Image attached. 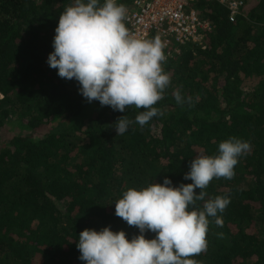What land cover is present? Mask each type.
Segmentation results:
<instances>
[{
    "label": "trees",
    "instance_id": "trees-1",
    "mask_svg": "<svg viewBox=\"0 0 264 264\" xmlns=\"http://www.w3.org/2000/svg\"><path fill=\"white\" fill-rule=\"evenodd\" d=\"M73 4L0 0V132L16 129L0 145V264H86L77 248L84 229L139 234L115 215L124 191L166 176L174 186L191 183L184 179L190 162L215 156L231 137L249 142L250 151L232 179L214 178L204 190L205 199L230 203L218 214L222 226L209 218L207 250L190 258L264 264V0H244L234 22L218 2L196 0L213 25L206 48L184 46L162 63L171 84L154 106L163 115L122 136L113 123L143 109L89 103L75 79L47 63L60 14ZM176 91L192 105H178Z\"/></svg>",
    "mask_w": 264,
    "mask_h": 264
},
{
    "label": "clouds",
    "instance_id": "clouds-1",
    "mask_svg": "<svg viewBox=\"0 0 264 264\" xmlns=\"http://www.w3.org/2000/svg\"><path fill=\"white\" fill-rule=\"evenodd\" d=\"M126 14L118 0H74L60 14L54 50L47 58L61 78L79 83L78 91L89 103L99 101L119 112L143 109L134 120L123 115L113 123L120 136L134 124L143 127L163 115L154 105L171 84L162 67L165 44L159 36L130 34ZM174 99L180 106L192 105V97L179 91ZM250 147L247 141L228 138L219 143L215 156L198 154L190 162L184 179L191 183L174 186L166 176L162 183L127 189L115 201V215L137 227L139 234L129 239L124 230L110 226L99 231L86 228L78 235L79 259L86 264H197L190 257L207 250L209 218L222 226L218 214L230 203L227 196L205 199L204 190L214 178L232 179L239 158ZM148 231L154 238H146Z\"/></svg>",
    "mask_w": 264,
    "mask_h": 264
},
{
    "label": "built area",
    "instance_id": "built-area-1",
    "mask_svg": "<svg viewBox=\"0 0 264 264\" xmlns=\"http://www.w3.org/2000/svg\"><path fill=\"white\" fill-rule=\"evenodd\" d=\"M218 2L229 11L234 22L243 14L244 0H209ZM196 0H133L127 9L124 23L130 34L148 39L159 36L165 44L166 59L179 54L184 46L196 45L205 49V35L211 31L210 21L199 16Z\"/></svg>",
    "mask_w": 264,
    "mask_h": 264
},
{
    "label": "rangeland",
    "instance_id": "rangeland-1",
    "mask_svg": "<svg viewBox=\"0 0 264 264\" xmlns=\"http://www.w3.org/2000/svg\"><path fill=\"white\" fill-rule=\"evenodd\" d=\"M15 130L16 129L12 127L11 131L7 129V130H3L2 132H0V145L2 144L1 140L5 139L10 132H14Z\"/></svg>",
    "mask_w": 264,
    "mask_h": 264
}]
</instances>
